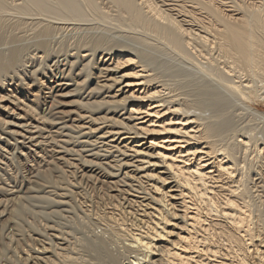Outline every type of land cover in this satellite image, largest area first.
Segmentation results:
<instances>
[{
  "label": "bare ground",
  "instance_id": "obj_1",
  "mask_svg": "<svg viewBox=\"0 0 264 264\" xmlns=\"http://www.w3.org/2000/svg\"><path fill=\"white\" fill-rule=\"evenodd\" d=\"M260 105L264 0H0V264H264Z\"/></svg>",
  "mask_w": 264,
  "mask_h": 264
},
{
  "label": "rangeland",
  "instance_id": "obj_2",
  "mask_svg": "<svg viewBox=\"0 0 264 264\" xmlns=\"http://www.w3.org/2000/svg\"><path fill=\"white\" fill-rule=\"evenodd\" d=\"M1 104H5V102H3V103H1ZM6 104H10V105H9L10 107L15 108V107H14V106H15V103H12V104H11V103H9V102H6ZM19 109H20V110H19ZM15 110L17 111L16 113H18V112H22V111H21V108H16ZM260 111H262V112L264 113V105H260ZM61 138L66 139V137H61ZM88 185H89V184H85V187H84V186H83V187L86 188V189H82V190H83V191L86 190V192L89 193V194L86 193V196L88 195V197H89V201H88V198H87V197H86V199H82L81 197L78 196V197L76 198L77 201H78V202L76 203V205H78V203L80 204V202H82V201L87 200L88 202H90L89 204H92V202H93V207H92L93 209H92V210H94V212H95V208H96V207H97V208H96V210H97L96 212H98V211L100 212V209H101V212H102V210H104V209H103L104 206H99V205H98L99 208L101 207V208L99 209L98 206H97V204H94V201H97V199L94 198V197L96 196L95 193L97 192V196H98V191L94 190L92 186H90V185L88 186ZM83 187H82V188H83ZM89 187H90V188H89ZM91 189H92V190H91ZM80 190H81V189H80ZM94 191H95V192H94ZM84 193H85V191H84ZM90 195H93V196L95 195L94 197L92 196V199H93L92 202H91V200H90V199H91V196H90ZM79 199H80V200H79ZM42 201H43V202H42ZM42 201H40V200H39V202H37V201H32V203L35 202V203H33V204L36 205L37 207H40V208H41V207H47V206H49V204H48V202H47L46 200H42ZM79 201H80V202H79ZM88 202H86V203H88ZM86 203H84V204H86ZM47 204H48V205H47ZM89 204H88V205H89ZM45 205H46V206H45ZM95 205H96V206H95ZM98 209H99V210H98ZM99 212H98V213H99ZM81 213H82V214H81ZM74 214H75V216H76L77 218H81V217L83 216V212L80 211V210H77V213L74 212ZM72 215H73V213H71L70 216H72ZM80 215H81V216H80ZM56 216H57V215L52 216V217L48 216V218H46V219H49V220H51V221L55 219V220H54L55 222H56V221H59V222H58L59 225H63V224H64L63 227H68V228H69L70 225H73V224H72V223H73V220H72V222H71V219H70V218L62 217V216H57V217H56ZM58 217H59V218H58ZM40 219H41V218H40ZM40 219L37 218L38 221H40ZM29 220H32V219L30 218ZM42 221H43V220H42ZM56 223H57V222H56ZM60 223H61V224H60ZM62 223H63V224H62ZM65 224H67V225L65 226ZM68 224H69V225H68ZM76 227H77V226H76ZM100 227L102 228L103 226L100 224ZM101 228H99V227L97 226V230H100Z\"/></svg>",
  "mask_w": 264,
  "mask_h": 264
}]
</instances>
